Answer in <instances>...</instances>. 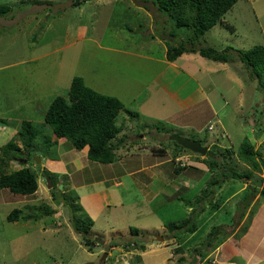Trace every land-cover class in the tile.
I'll use <instances>...</instances> for the list:
<instances>
[{
    "label": "rangeland",
    "instance_id": "obj_1",
    "mask_svg": "<svg viewBox=\"0 0 264 264\" xmlns=\"http://www.w3.org/2000/svg\"><path fill=\"white\" fill-rule=\"evenodd\" d=\"M73 1L0 0L11 9L0 17V148L17 139L22 121L41 124L52 99L67 96L71 80L81 77L87 87L123 104L115 120L121 128L114 139L120 143L118 160L103 165L74 148L63 157L66 151L55 148L45 160L52 167L63 163L66 170L52 174L56 185L51 188L41 169L44 158L28 160L37 177L36 193L23 197L0 189V264H228V257L242 250L243 258L233 263L243 264L255 253L256 264H262L264 217L262 212L256 216L264 205L258 196L264 172L229 179L220 188L208 186L216 175L203 165L205 156L175 161L169 140L175 135L235 151L246 137L257 158H264V92L258 82L240 62L221 64L198 54L182 55L170 72L163 44L174 46L190 32L175 30L167 14L156 13L149 32L133 1L90 0L76 7ZM221 21L224 25L217 23L196 41L198 47L246 51L264 46V0H239ZM169 91L179 94L180 106L162 105ZM225 161L239 173L251 171L234 154H226ZM179 162L191 168L176 176ZM21 166L12 162L9 171ZM251 192L255 197L246 209L244 198ZM69 194L77 196L75 206L61 204ZM214 204H219L216 210ZM255 206L254 235L238 249L246 233L239 240L235 236L251 227L248 216ZM14 209L22 217L42 210L51 215L8 221ZM73 218L82 229V220H92L87 235L103 244L87 246ZM186 218L194 220V229L170 230ZM208 234L213 243L205 248Z\"/></svg>",
    "mask_w": 264,
    "mask_h": 264
},
{
    "label": "trees",
    "instance_id": "obj_2",
    "mask_svg": "<svg viewBox=\"0 0 264 264\" xmlns=\"http://www.w3.org/2000/svg\"><path fill=\"white\" fill-rule=\"evenodd\" d=\"M90 1V0H82ZM153 4L157 12L167 14L172 23V26L177 31L190 32L186 40H182L174 46H168L166 51V60L174 62L177 58L184 54H198L200 57L221 64L240 62L244 69L249 74L251 80L258 82V88L263 90L264 86L261 83V75L264 73V46H254L253 48L242 51L233 47H225L222 50L213 48H203L196 45L202 36H204L211 28L221 21L222 17L232 9L239 0H140ZM81 0H74L71 6H78ZM10 6L0 4V17L9 15L11 12ZM224 25V24H223ZM229 30L232 28L227 27ZM174 34L175 32L172 31ZM123 109V104L115 97L100 94L91 88L87 87L81 77H74L71 80L67 96H57L48 105L44 115L43 122L39 125L31 121H22L17 130V142L13 139L9 140L0 148V189L8 190L10 193L19 196H32L38 189L37 177L34 171L27 165L21 166L19 169L9 171V165L12 162L31 160L32 157L50 158L52 157L53 149L55 150L56 139H65L71 148L77 151H82L87 148L86 157L89 161L103 165H110L118 160L116 151L120 143L114 142V139L120 132L121 128L116 125L115 120L119 112ZM173 142V141H171ZM173 159L176 161L185 155H195L189 150L182 148L173 142ZM202 146H207L203 143ZM208 151L203 158L202 163L211 174L216 177L208 181V186L221 187L222 183L229 179L250 178L251 172H264V158H257L255 146L244 138L237 150L232 148H220L216 144L207 147ZM159 152H164L159 149ZM226 154L236 155L239 162L248 166L250 172L239 173L232 169L230 164L225 163ZM50 156V157H49ZM186 156V157H187ZM222 156L223 161H219L216 157ZM199 163V162H198ZM178 167L173 169V174L179 176L181 171L191 168L183 167L179 162ZM48 182L53 186L56 185L53 180L52 173L46 169L42 171ZM55 175V174H53ZM63 193L65 185L62 186ZM248 193L244 198L246 209L250 206L254 195ZM209 194L203 192V197ZM64 200L60 201L62 205L75 206L74 202L78 200L77 196L63 195ZM208 196V195H207ZM259 200L264 202V177L260 187ZM72 198V199H71ZM248 198V199H247ZM70 199V200H69ZM249 200V201H248ZM73 204L71 205L70 203ZM211 203V202H210ZM219 204L212 205V209L216 210ZM258 206L254 207L253 211L249 212V220H252ZM72 209V208H70ZM245 209V210H246ZM32 210V209H30ZM76 210V209H74ZM78 211V210H77ZM20 211L14 209L8 216V221H24L42 219L44 216L51 215L49 210H42L40 214L31 212L23 217L20 216ZM244 214H241V218ZM74 219V220H73ZM73 227L77 233H83L85 236V244L92 245V241L87 239V233L93 226L92 220H82V229L76 218H73ZM194 220L186 218L179 225L170 226V230L188 231L194 229ZM249 225L247 224L243 232L239 236H235L239 240L246 233ZM134 234H138V230H133ZM171 231V232H172ZM178 236V235H176ZM176 238L175 235L172 239ZM193 239L188 240L183 246H188ZM223 240L219 241L217 246L222 244ZM213 243L212 235L208 234L202 247H209ZM139 250H144L141 246ZM200 257H205L203 252L197 248L195 250ZM228 257V262L234 261Z\"/></svg>",
    "mask_w": 264,
    "mask_h": 264
},
{
    "label": "crops",
    "instance_id": "obj_3",
    "mask_svg": "<svg viewBox=\"0 0 264 264\" xmlns=\"http://www.w3.org/2000/svg\"><path fill=\"white\" fill-rule=\"evenodd\" d=\"M129 1H133L134 3H133V6L135 7V8H137L139 11V13H141L142 15L144 14L145 16H144V22H145V25H147V31H152V28H151V26L150 25H148V23H152V19H153V17H154V15L156 14V13H159V12H157V10L155 9V7L153 6V4H151V3H149V2H144V1H139V0H129ZM86 2H88V1H85V2H82V3H86ZM121 2H123V0H121ZM81 3V4H82ZM79 6V5H78ZM161 14V13H160ZM148 17V19L146 20V18ZM143 20V19H142ZM152 26H153V24H152ZM146 31V32H147ZM163 42H165V40L163 41ZM163 47H164V49H165V51H166V43L165 44H163ZM165 61L167 62V66L169 67V71L170 72H175L176 70H177V59L174 61V62H168L167 60H166V53H165ZM181 57V56H180ZM179 57V58H180ZM175 63V64H174ZM181 77H183V76H181ZM198 92L199 93H201L202 94V91H201V89H199L198 90ZM166 95H165V97H166V99H164V100H162L161 101V103H162V105H165V104H169V103H173L172 105H174V106H176V104L178 105V106H180V104H181V101H180V96H179V94H175V92H167V93H165ZM169 118H170V116H169ZM56 142H57V145H56V148L59 150L60 149V151H66V152H64L63 154H62V157L64 156V154H66V153H71L72 152V148L70 147V145L68 144V142L65 140V139H63V138H61V139H56ZM79 152H83V153H81V155H83V156H85L86 157V153H87V148H85L84 150H82V151H79ZM79 152L78 151H76L75 153L76 154H79ZM80 158H82V157H80ZM52 164H47V162H46V160H43V164H42V166H41V169H46L48 172H50V173H59V172H65V170H66V165H64L63 163H58V165H60V167H52L51 166ZM105 191H107V190H105ZM81 197V196H80ZM262 212V218L264 217L263 215H264V205H262L261 207H260V209H259V211H258V214H257V218L259 217V215H260V213ZM255 217V219H253V222H252V224H251V227L247 230V232H246V234L244 235V237L242 238V239H240L239 240V242H237L238 244H237V248H238V246L239 247H242V248H245L246 247V245L248 244V241L250 240V238L252 237V234L254 235V233H253V228H252V226H253V223H255V221L257 220V218ZM260 236H264V233H260ZM236 247V246H235ZM235 249V248H234ZM239 249V248H238ZM237 249V250H238ZM243 252H244V250H242V252H236V254L232 257V259L234 258V257H236V258H243V257H241V255H243ZM248 257H249V259H246V262H245V260H244V263L243 264H256V263H258V260H254V257L255 256H257L255 253H250V254H248L247 255ZM231 258V257H230ZM264 260V252H263V254H262V261ZM228 264H235V263H233V262H228ZM262 264H264V261L262 262Z\"/></svg>",
    "mask_w": 264,
    "mask_h": 264
},
{
    "label": "water",
    "instance_id": "obj_4",
    "mask_svg": "<svg viewBox=\"0 0 264 264\" xmlns=\"http://www.w3.org/2000/svg\"><path fill=\"white\" fill-rule=\"evenodd\" d=\"M170 141L175 142L177 145L181 146L182 148L189 150L190 152L194 153V154H199L201 156H205L207 154L208 148L205 146H202L199 142L194 141V140H189L186 138H181L175 135H172L169 137ZM21 165L25 166L26 165V161H22L20 163ZM47 184H48V188H51V184L48 182L47 180ZM87 239L92 241V245L94 244H103V241L99 238H95L94 235H87L86 236ZM156 240L162 241V237L156 236Z\"/></svg>",
    "mask_w": 264,
    "mask_h": 264
}]
</instances>
